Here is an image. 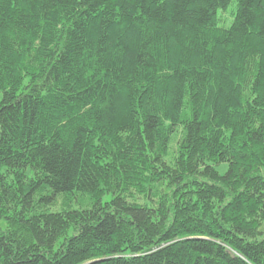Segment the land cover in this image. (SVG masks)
<instances>
[{"label":"trees","instance_id":"obj_1","mask_svg":"<svg viewBox=\"0 0 264 264\" xmlns=\"http://www.w3.org/2000/svg\"><path fill=\"white\" fill-rule=\"evenodd\" d=\"M0 95V264H264V0H0Z\"/></svg>","mask_w":264,"mask_h":264},{"label":"rangeland","instance_id":"obj_2","mask_svg":"<svg viewBox=\"0 0 264 264\" xmlns=\"http://www.w3.org/2000/svg\"><path fill=\"white\" fill-rule=\"evenodd\" d=\"M236 2L233 1L226 12H220L219 13V19H220V27L228 28L230 24L234 20V14L236 13ZM1 98V95H0ZM180 136V134H179ZM176 138L170 146L169 149V157L167 158V162H170L172 157L176 154L177 151V140ZM220 172L224 173L225 171V166L220 167ZM110 196L106 195L103 198V202H107L110 200ZM141 202L142 200H138ZM143 203V202H142ZM92 207V202L90 201L89 197L87 196H82V195H75V196H65V197H59L58 201L56 202V205L50 207L49 211L51 212H61L63 210H83V209H90ZM5 226L3 222L0 223V230H4ZM262 229L264 230V223L262 226Z\"/></svg>","mask_w":264,"mask_h":264}]
</instances>
